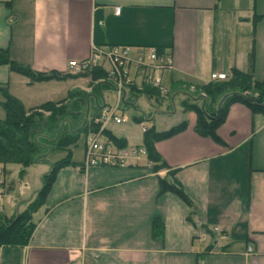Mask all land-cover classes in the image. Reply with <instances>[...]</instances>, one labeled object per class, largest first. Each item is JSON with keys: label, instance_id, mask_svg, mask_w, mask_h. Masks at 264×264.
Wrapping results in <instances>:
<instances>
[{"label": "crops", "instance_id": "obj_1", "mask_svg": "<svg viewBox=\"0 0 264 264\" xmlns=\"http://www.w3.org/2000/svg\"><path fill=\"white\" fill-rule=\"evenodd\" d=\"M256 15L264 17V0H0V49L34 72L64 76L68 62L88 58L93 45L133 53L155 47L172 61L162 75L166 88L176 80L194 90L211 74L227 78L233 70L264 81V20L254 22ZM37 84L0 66V86L21 103L22 90ZM182 97H172L169 112L140 102L157 132L187 121L184 131L155 144L167 169L83 161L58 171L33 215L29 242L0 248V264H264V115L232 105L217 129L219 144L195 133L196 116L183 112ZM133 114L125 108V121L105 129L129 147L142 146L146 127ZM168 170L176 171L193 209L160 193ZM11 173L3 200L8 217L24 209ZM154 220L162 223L160 237Z\"/></svg>", "mask_w": 264, "mask_h": 264}, {"label": "trees", "instance_id": "obj_2", "mask_svg": "<svg viewBox=\"0 0 264 264\" xmlns=\"http://www.w3.org/2000/svg\"><path fill=\"white\" fill-rule=\"evenodd\" d=\"M261 20H264V17L257 15L254 17V22ZM157 49L163 52L162 49ZM0 66H7L11 72L24 76L29 84L71 81L73 86H77V83L87 81V87L91 88L88 94L76 91L69 98L57 102L49 101L37 107L25 109L22 103L12 97L5 87L0 86L3 98L0 105L5 112V119L0 121V166L5 175L9 176L11 173L6 165L19 168L20 180L26 176L27 169L31 166L41 163L50 165L49 171L42 176L41 189L23 211L11 217L0 213V248H16L23 247L29 242L36 226L33 215L43 206L57 172L69 167H79L72 160L70 150L77 145L81 136H84L86 140L90 132H96L99 129L94 119L103 104V94L112 91L113 85L108 80L106 71L100 68L64 76L56 73H37L14 62L8 51L4 49H0ZM188 85L190 86L185 81H171L164 94L157 88L139 81L126 87V97L123 103L126 109L134 111L132 121L135 124H146L142 146L146 150L153 173L167 169L166 164L155 150V144L184 131L187 121L184 119L166 131L157 132L151 119L152 112L146 113L137 106H133L140 97L148 102L152 110H160L164 107V111L169 112L173 110L172 97L182 95L179 104L183 112H192L196 116L195 133L219 144L221 140L216 132L224 123L232 105L239 104L246 107L252 116L264 115V81L255 80L252 71L233 70L225 80L203 84L198 86L193 93L188 92L186 95L183 90L180 91V88H187ZM198 90L201 93H197ZM103 136L107 142L119 149L127 147L123 139H117L108 130L103 131ZM84 148H86L85 142ZM58 152H66V154L61 159L52 161L51 155ZM80 170H83V167H80ZM175 174L176 171L168 170L169 180H160V193H172L193 209V203L174 179ZM12 187L13 185L10 184L9 188ZM152 232L155 237L162 235L160 220H154Z\"/></svg>", "mask_w": 264, "mask_h": 264}, {"label": "built area", "instance_id": "obj_3", "mask_svg": "<svg viewBox=\"0 0 264 264\" xmlns=\"http://www.w3.org/2000/svg\"><path fill=\"white\" fill-rule=\"evenodd\" d=\"M119 8H115V14H119ZM103 69L106 71L108 80L113 85V104L103 103L94 122L99 125L96 132H90L85 140L84 167H110L120 168L130 163L138 164L144 161L147 167L151 163L147 159V153L143 146H133L119 149L107 142L103 131L110 123H123L119 114L125 111L124 99L126 87L135 82H143L157 88L161 93H166L163 74L172 69V61L169 55L159 52L155 47L141 48L133 53L127 46H95L91 47L88 58L80 61H69L68 69L74 73L88 72L92 69ZM224 74H211L210 81L225 80ZM143 130L146 127L143 126ZM6 175L0 166V213H3V200L7 190ZM252 248L247 253H252Z\"/></svg>", "mask_w": 264, "mask_h": 264}, {"label": "rangeland", "instance_id": "obj_4", "mask_svg": "<svg viewBox=\"0 0 264 264\" xmlns=\"http://www.w3.org/2000/svg\"><path fill=\"white\" fill-rule=\"evenodd\" d=\"M68 74L69 75H76L77 73L70 71ZM77 84H76L77 86H73L71 81H67L64 83L63 82L50 81V82L37 84L32 89H29L27 91L25 89L22 90L21 88H19L20 91L22 90L23 93L25 92L24 93L25 97L23 98L24 102L22 103V105L25 109H29L32 107H36V105H40V104L47 102V101L54 102V101H58L61 99L69 98L70 95L76 91L77 92H84L86 94H88L90 92L91 88L87 87V81L80 82ZM182 90L187 95L188 92L193 93L194 90H197V89L191 90L190 86L188 85L187 88L181 87L180 91H182ZM185 93H183V94H185ZM197 93H201V92H199V90H198ZM0 101H2V95H0ZM101 102H102V100L100 98V103ZM104 102H106L107 104H113L115 102V97H114L112 91H108L105 94H103V103ZM140 102L145 103L147 101L144 98L140 97L133 104V106H137L138 109H140V110L141 109L146 110L145 108H143V106L141 105ZM69 103H70V99H69ZM102 105L100 106V108L102 107ZM140 105L142 107H140ZM1 108L2 107H0V121L5 119V113ZM150 108H151V106H150ZM99 113H101V110H99L97 115ZM124 117H125V115L122 116L123 121H125ZM115 125H120V124H115ZM84 142H85V138H84V136H81L79 138L77 145L75 147L71 148L70 151L72 154V160L74 162H83L84 161V159H85ZM126 148H129L128 144H127ZM65 154H66V152H63V153L58 152L57 154L51 155L50 159L51 160H56V159L58 160V159H61ZM140 164H142V163H140ZM46 167H50V165L48 163L35 164V165H33L27 169L29 176L24 177L23 179L20 180L19 179V168L17 166L6 165L7 170H11L13 173L12 178H14V180H15L16 188L19 189L18 191H20L22 193L19 196V198H20V200H22L24 209L26 208L28 203L33 201L34 198L36 197V193L38 192V189L40 187V180L42 179L43 173L46 170L47 171L45 173H47L49 171V169H46ZM17 194H18V192H17Z\"/></svg>", "mask_w": 264, "mask_h": 264}, {"label": "water", "instance_id": "obj_5", "mask_svg": "<svg viewBox=\"0 0 264 264\" xmlns=\"http://www.w3.org/2000/svg\"><path fill=\"white\" fill-rule=\"evenodd\" d=\"M221 102H222V101H221ZM220 105H221V103L218 105L217 109H219Z\"/></svg>", "mask_w": 264, "mask_h": 264}]
</instances>
